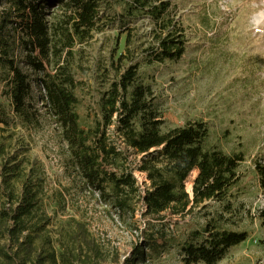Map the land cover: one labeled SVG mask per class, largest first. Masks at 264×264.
Returning a JSON list of instances; mask_svg holds the SVG:
<instances>
[{"label": "trees", "instance_id": "16d2710c", "mask_svg": "<svg viewBox=\"0 0 264 264\" xmlns=\"http://www.w3.org/2000/svg\"><path fill=\"white\" fill-rule=\"evenodd\" d=\"M0 3L5 5L0 12V80L10 110L29 126L41 116L51 118L80 189L90 190L111 215L139 231L131 250L121 254L106 248L83 219L54 224L45 209V170L37 160L18 155L23 145L13 150L15 142L4 128L13 125V118L0 104V264H154L175 246L184 264H218L249 239L248 231L227 228L237 212L232 192L240 183L245 155L207 149L211 132L204 121L163 131L155 93L140 80L143 65L179 63L187 52V29L172 2ZM145 18L154 26L153 42L150 50L136 55L128 26ZM116 24L127 33L124 51L112 61L116 76L98 113L85 124L78 112L75 50ZM256 169L264 190V166ZM194 172L189 192L187 181ZM212 202L219 205L214 212ZM196 211L204 213L201 226L188 225L177 234L171 230ZM260 215L264 228V211ZM139 222L142 228L135 225Z\"/></svg>", "mask_w": 264, "mask_h": 264}, {"label": "rangeland", "instance_id": "374dc122", "mask_svg": "<svg viewBox=\"0 0 264 264\" xmlns=\"http://www.w3.org/2000/svg\"><path fill=\"white\" fill-rule=\"evenodd\" d=\"M169 1L187 29V52L179 63L143 65L140 80L155 93L163 131L204 121L211 132L207 149L245 155L238 171L240 183L232 192L237 212L230 215L227 228L248 231L250 237L218 264H264L260 218L264 190L256 169L257 164L264 166V0ZM4 8L0 3V12ZM128 28L133 31L132 50L136 55L150 50L154 28L151 20L130 23ZM122 31L118 24L106 28L75 50L78 112L85 124L98 113L102 95L115 79L112 61L124 51L127 33ZM49 71L54 74L52 68ZM5 92L6 85L0 80V104L10 110ZM10 114L13 125L4 126L5 135L14 140L13 150L23 145L19 156L37 160L45 170L49 189L45 209L54 224L69 218L83 219L106 248L128 253L139 231L126 227L117 214L111 215L97 197L92 199L90 190L80 189L67 167L65 148L51 118L41 116L38 124L29 126L15 118L11 110ZM137 177L141 183L146 182L145 175L137 173ZM196 177L194 172L187 181L189 192ZM57 199L62 203L58 204ZM218 206L212 202L209 210L214 212ZM204 220V213L196 211L178 225L173 224L171 230L177 234L188 225L201 226ZM135 225L143 227L140 222ZM154 264L184 263L175 246Z\"/></svg>", "mask_w": 264, "mask_h": 264}]
</instances>
